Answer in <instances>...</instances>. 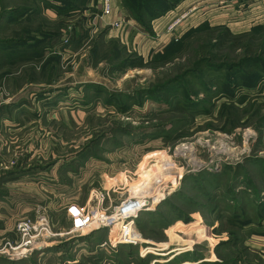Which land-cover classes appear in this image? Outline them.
<instances>
[{
	"label": "rangeland",
	"instance_id": "obj_1",
	"mask_svg": "<svg viewBox=\"0 0 264 264\" xmlns=\"http://www.w3.org/2000/svg\"><path fill=\"white\" fill-rule=\"evenodd\" d=\"M97 2L0 0V171L32 170L0 196H38L3 213L0 264H264V24L231 25L250 36L231 48L214 40L227 23L189 19L161 49L151 37L128 50L103 40ZM42 46L43 60L27 57ZM127 200L142 205L133 243L117 213ZM77 210L92 221L72 231ZM21 221L36 230L18 248Z\"/></svg>",
	"mask_w": 264,
	"mask_h": 264
},
{
	"label": "crops",
	"instance_id": "obj_2",
	"mask_svg": "<svg viewBox=\"0 0 264 264\" xmlns=\"http://www.w3.org/2000/svg\"><path fill=\"white\" fill-rule=\"evenodd\" d=\"M241 1V0H240ZM238 0H180L178 2V4L171 10H169L168 12H166L164 15H162L159 18H156L154 20L151 21V25H152V31L155 33L154 36H151V34H149L148 32L144 31L142 29V27H140L128 14V12L126 11V9H124V7L122 6V0H112V7L114 5V7L112 8V11L108 14L103 16L102 18H99L97 15L96 16H92L93 19V23L95 24L96 28H101V32L103 33L104 37L103 40L104 41H108V38H113L115 39L117 42L123 44L124 46L127 47V49H131V50H135L136 46L137 48L141 47V45H143L144 42L149 43L152 37V40L154 39V43H156V45H154L152 48H156V50L161 49L163 46H165V42L167 40L171 39V35L173 33H175L179 28L184 27L185 23L187 20L191 19V20H195L196 25L200 24L203 21H209V22H214L217 23L218 21H221V23H227L226 26L230 27L231 25L233 26H239L240 28L247 29L253 25H255L256 23L259 24H264V0H243V3L241 1V5L238 4ZM211 3H215V4H222V3H226L229 8H227L229 14H225L226 11V7L221 5L219 7V9H216V7H213L215 4L211 5ZM257 5V6H256ZM230 7H232V9H230ZM96 10L98 12H100L99 10L101 9V6L99 5V3L97 2L96 4ZM251 8V9H250ZM235 12H238L235 15V18L238 19V22L236 23H230V21H227L228 19L232 18V10ZM5 11V10H4ZM96 12V11H95ZM223 12V13H222ZM235 12H233L235 14ZM183 13V14H182ZM95 15V13H94ZM179 15H184V18L182 20V23L180 26L177 27V29L174 30L173 33L168 32V26L170 24V22H172L173 20H175L177 17H179ZM203 19V17H205ZM2 18V17H1ZM116 20H123V24H122V30L119 31L120 34L116 33L115 28L112 27V23ZM213 20V21H210ZM191 22V21H189ZM220 23V24H221ZM230 25H229V24ZM213 24V23H212ZM231 29V28H230ZM115 30V31H114ZM146 40V41H145ZM138 41H140L138 43ZM153 43V44H154ZM145 46V45H144ZM143 49V48H142ZM152 49L148 50L147 53H149ZM140 56L144 57L143 52L141 53L140 51ZM2 57H4L2 55ZM5 58V57H4ZM3 58V61L0 62V67H6V60ZM22 54L20 53L18 55V57L16 56L14 58L15 61V66L18 65L21 66L22 65ZM21 70L18 71V73L20 74ZM19 74H16L14 77L17 80V76ZM19 80H21V77H18ZM81 83V81L79 82ZM19 88H21L23 85L20 86ZM61 87H50V92H54V91H58L60 90ZM6 103H11L10 101H6ZM48 103V102H47ZM12 105V103H11ZM14 105V103H13ZM52 119L56 120V114L52 113ZM11 127L13 131H16L15 128H21V125L15 126L12 125ZM10 130V131H12ZM32 148V147H31ZM1 149V146H0ZM33 151V148L31 149L30 152ZM31 167H20V168H9V169H5L4 171H0V188L4 183H10L12 182L14 186H19L22 184V182H20L21 180L23 181V178H26L24 176L28 175L29 173H32V170L30 169ZM0 169H2V166L0 165ZM3 187V186H2ZM27 189H23L22 191L26 192L28 191V189H30L32 191L34 195V200L30 197V195L32 194L30 191H28L29 196L27 194L24 193H18L17 191H15L17 189V187H15L14 189V194H10V193H3L2 192V197L0 196V221H4L2 219V217L4 216L3 213L7 214V215H20L23 214L27 211H31V209H33L32 206H34L33 204L35 202L38 203V196H37V191L34 187H26ZM3 189V188H2ZM27 190V191H26ZM13 200L14 205L12 206L10 203L11 200ZM30 199V200H29ZM32 199V200H31ZM5 201H8L9 206H7L5 203ZM26 201H30L27 202ZM5 202V203H4ZM12 202V201H11ZM5 204V205H4ZM37 210V206L35 208V211ZM67 213L69 215H71V209L67 208ZM5 217V216H4ZM7 231V228H4L3 224H0V233H5Z\"/></svg>",
	"mask_w": 264,
	"mask_h": 264
},
{
	"label": "trees",
	"instance_id": "obj_3",
	"mask_svg": "<svg viewBox=\"0 0 264 264\" xmlns=\"http://www.w3.org/2000/svg\"><path fill=\"white\" fill-rule=\"evenodd\" d=\"M179 1L180 0H158L157 5L151 6L149 4L148 0H123L125 6L127 8L128 13L130 14V17L140 27H142V29L144 31H146L148 33L152 32V28L150 27L151 21L156 19V18L161 17L166 12L173 9L178 4ZM208 22L209 21H205V22L201 23L200 25L209 26L208 24L210 22L209 23ZM260 25L261 24L254 25V26H259L258 28L261 30L263 28V26H260ZM223 28H224L223 33L220 32L219 35L217 37H215V39H214L216 46H218L221 43V47H223L226 45L227 42H230L231 48H238V45L240 44V42L250 40L249 32H247V30L243 31V33L233 34V33H231V29L228 26L225 25V27H223ZM252 28H251V30H252ZM221 34H223V35L221 36ZM262 44L264 45V40H262ZM247 45L249 46V43H247L246 46H243V45H241V46L246 47V49H247ZM44 51H45V47H43V46L39 47L34 56H27V57L28 58H34L36 60H38V59L43 60L41 57H42ZM175 51L178 52L179 49H176ZM255 59H257V61L245 59L246 61L244 63H241V65L244 68H249V69L253 70L255 68V66H258L257 63H260L262 61V59L259 57L255 58ZM132 66H135V64H132ZM137 66L143 67L142 59H140V62H138ZM137 66H135V67H137ZM223 66H225V65L222 64L221 68H223Z\"/></svg>",
	"mask_w": 264,
	"mask_h": 264
},
{
	"label": "built area",
	"instance_id": "obj_4",
	"mask_svg": "<svg viewBox=\"0 0 264 264\" xmlns=\"http://www.w3.org/2000/svg\"><path fill=\"white\" fill-rule=\"evenodd\" d=\"M112 11L111 2L110 0H102L101 3V9L100 14L98 15L99 18H102L105 15H108ZM184 18V15L177 17L172 24L168 26V32L173 33L175 29H177L178 26L181 25L182 20ZM123 20H116L112 23L113 28H119L123 24ZM175 33L172 34L174 36ZM176 36L172 37L175 38ZM142 208V205L138 201H131L127 200L125 203H123L119 208L117 213L121 215V220L123 222V225L121 227L120 234L126 240L127 243H133L134 241H131L130 235H131V229H130V222L129 220L135 213H138ZM72 231H80L85 228H87L92 221V216L84 213L82 210H77L72 214ZM134 225V223H132ZM36 230V227L33 226L29 221H21L17 225V231L19 235L21 236V239L23 238L24 241L18 245V248L21 247H28L33 243V237L31 236V233ZM113 242L109 241V244H112ZM117 244V243H114ZM26 249V248H25ZM24 249V250H25Z\"/></svg>",
	"mask_w": 264,
	"mask_h": 264
},
{
	"label": "bare ground",
	"instance_id": "obj_5",
	"mask_svg": "<svg viewBox=\"0 0 264 264\" xmlns=\"http://www.w3.org/2000/svg\"><path fill=\"white\" fill-rule=\"evenodd\" d=\"M158 200V199H157ZM155 202H156V200H155ZM152 207V206H151Z\"/></svg>",
	"mask_w": 264,
	"mask_h": 264
}]
</instances>
